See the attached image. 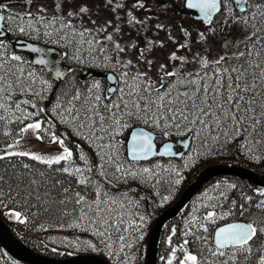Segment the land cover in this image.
<instances>
[{
    "label": "snow or ice",
    "instance_id": "6c2138e0",
    "mask_svg": "<svg viewBox=\"0 0 264 264\" xmlns=\"http://www.w3.org/2000/svg\"><path fill=\"white\" fill-rule=\"evenodd\" d=\"M73 2L54 0L52 15H48V9L42 5L34 12L33 0H23V13L13 12L7 3L0 2V37L5 34L6 24L14 25L12 30L20 34L71 49L72 59L102 58L114 69H123L119 81L113 77L114 83H120L122 87L109 88L106 95L98 91L99 84H93L91 89L83 92H61L52 106L45 109L39 106V100L51 91L52 84L35 71L26 69L21 56L8 54L7 45L0 39V129L9 136L12 132L6 130L7 126H16L12 130L15 135L9 142L0 141L3 144L0 147V205L6 206L5 201L12 200L37 212L59 211L61 216L72 218L69 227L91 231L115 259L125 249L133 247L130 229L139 231L145 217L139 216L140 223L132 219L135 214L129 205L134 202L128 199L127 193L113 194L105 189L104 184L111 183L112 179L126 181L128 177L158 183L155 169H161L159 163L155 168H137L136 165L155 156L184 155L172 152L171 145H165L163 151H156L154 133L137 128L127 138L128 156L122 159V141L118 137L132 127L130 121H142L166 136L183 135L189 140H199L206 148L212 143H220L222 138L225 143L243 138L246 147L264 143V0H186L187 8L198 10L203 22L210 26L209 31L215 32L211 27L214 17L217 23L238 26L243 38L235 44L225 40L223 47L239 48L242 44L243 50L211 60L197 52L191 61L187 56L172 52L168 61L179 63L172 71L163 72L159 87L149 75L153 61L146 55L154 42L149 40L144 48H140L131 39L123 41L124 30L117 21L120 20L118 10L125 8V4L104 0L103 6L116 16L99 22L91 19L88 5L73 8ZM132 7L143 8L144 4L136 0ZM126 16V23L130 25L144 23L136 19L131 10ZM77 19L79 26L74 22ZM89 22L92 27L85 26ZM182 31L186 36L190 35L186 29ZM207 39L204 32L199 33L198 42ZM159 46L163 47V43ZM179 47L188 48V45ZM129 48L137 52L135 63L132 59L121 58ZM29 51L40 53L42 49L29 46ZM52 63L43 58L32 61V64L45 68ZM142 63L146 65L144 71L140 70ZM189 63L196 67L181 71L182 66ZM167 67L161 63L157 71ZM53 71L55 79L63 78L64 73L59 68ZM42 113L45 116L50 113L56 121L86 141L96 152L98 162L93 163L80 144H76L74 156L66 144L68 134L55 131L56 123L51 117L37 119ZM29 136L35 141L46 142L49 151L44 154L31 151L25 142ZM183 147L189 149L190 145L184 143ZM4 161L9 162L10 171L4 169ZM163 170L175 173L174 183L179 185L178 169ZM57 173L71 179H53ZM258 195L264 197V191ZM221 197L227 198L223 192L216 197L207 196L209 202L202 206L210 210L186 221L185 239L178 246H172L171 236L168 238L170 254L165 258V264H264V220L257 222L245 217L246 222L220 224L237 213L243 217L247 211L244 204L236 211L232 206L217 211L221 205L213 201H219ZM246 200L251 201L252 197ZM254 206L264 213V199ZM9 215L21 224L27 222L21 211L10 210ZM175 235L176 229H172V236ZM88 246L95 247L90 243ZM129 260L125 254L121 264H129Z\"/></svg>",
    "mask_w": 264,
    "mask_h": 264
},
{
    "label": "trees",
    "instance_id": "16d2710c",
    "mask_svg": "<svg viewBox=\"0 0 264 264\" xmlns=\"http://www.w3.org/2000/svg\"><path fill=\"white\" fill-rule=\"evenodd\" d=\"M174 4L182 9L184 0H174ZM168 5L174 9L172 10L173 12L177 14L179 13L172 4L168 3ZM13 12L23 13L14 10ZM216 19L217 18L215 17L212 25L213 27H229L228 25L217 23ZM74 22L78 26L80 25V21L78 19ZM196 23H199V21H196ZM86 26L90 27L87 24ZM13 27L14 25L10 27L6 24L5 28L8 35L6 37H1L0 39H2L7 45L8 54L21 56L22 60L25 62L24 67L26 69L35 71L38 76L42 79L48 80L52 84L51 91L46 94V97L43 100H39V106L44 107L45 109L52 106L55 97L61 92L67 91L71 93L75 90L83 92L91 89L93 84L100 85L98 91L101 95L108 94L109 85L105 80V73L109 71L116 76V81H119L120 79V71H122V69H114L111 63L103 61L102 58L93 59L92 57H86L83 60L72 59L73 51L64 47L62 44L49 42L46 39L38 40L35 36L20 34L18 31H13ZM231 27L235 29L237 34L235 43H238L239 40L243 38V33L238 26L232 25ZM224 31L227 30L224 29ZM19 38L53 47L60 51L63 55L64 64L68 67V73L65 78L60 82L55 81L50 74L45 72L42 68L32 65L28 55L15 52L13 50L12 43L14 40ZM239 50H243L242 44L239 45V48L234 47L228 53L221 55L231 54L232 52ZM114 61L115 57L113 62ZM119 87H122V84L116 83L115 88ZM29 111H33V109L29 108ZM49 117H51L50 113L47 116L42 113L40 117H37V119L44 118L46 120ZM51 118L54 123H56L55 131L68 134L66 144L73 150L74 156L76 155L75 146L76 144H80L81 147L89 154L90 160L93 163L98 162L99 158L97 157L96 152L86 141L81 140L75 135L72 129L66 128L63 124L59 123V121H56L54 117ZM27 122L28 121H26V123ZM130 123L132 127H130L123 136L118 137V139L122 141L120 149L122 159L127 158L126 140L128 138V134L134 127L137 126L144 127L154 132L157 137L155 139L157 146L166 141H177L186 138L183 135L166 136L159 129L148 127L142 121L132 120ZM15 127V125H8L6 130L12 132V135H15L12 131ZM4 131V129H0V141L7 143L12 139V135L5 136L3 134ZM44 144L47 143L45 142ZM189 145L190 148L180 159L154 157L148 161L139 162V164L136 165L137 168L140 166L155 168V164L159 163L161 165V169H155L159 177L158 183L156 180L144 182L142 179L128 177L126 181L123 179H112L111 183L104 184L105 189L109 190L113 194L121 195L127 193L128 199L134 202L129 205L131 212L135 214L132 216V219H134L137 223H140L139 216L145 217L143 227L140 228L139 231L130 229L131 238L134 241L133 247L131 249H125V252L120 253L115 259L110 255V250L106 248L103 243H101L98 237L94 236L91 231H84L80 228L69 227L68 224L73 223L72 218L61 216L59 211L54 210L52 212H37L35 209H27L19 202L6 200V206L0 205V217L9 225L11 231L18 239L31 249L47 257L61 259L77 254H95L103 258L109 264H121L126 254L130 258L129 264H143L146 253L147 238L159 213L171 206L178 199L183 189L193 181L195 176L203 168L217 163H232L253 169L260 174H264V143H256L253 146L246 147L243 138H235L227 143H225L222 138L220 143H212L210 144V147L207 148L202 147L199 140H190ZM2 146L3 144H0V147ZM175 150L176 152L182 151L179 146H175ZM189 156H191V159H189ZM26 162L34 163L31 161ZM2 163L4 169L10 171L9 162L4 161ZM80 163L82 164V162ZM186 164L187 167H185ZM173 167L180 171L181 182L179 185L174 183V180L176 179L175 173L163 170ZM108 171L111 172L113 170L108 169ZM57 177H62L64 180L71 179L70 177L62 176L60 173L53 176V179H56ZM217 185L220 187L217 188ZM228 185H235L236 187L229 188ZM260 191L264 190L256 188L242 179L232 177H219L207 183L194 198L191 204L187 206L186 209L179 215V217L172 222L167 223L163 228L158 245L159 254L156 264H165V258L170 254L168 238L171 236L172 246H178L183 239H185L183 232L185 230L186 221H188V219L193 215L202 216L206 213V211L210 210L202 206L203 204L209 202L207 196L216 197L219 196L220 192L225 194L227 197L226 199L221 197L219 201H213L218 203V205H221L217 208V211H224L230 206L233 207V211H236L241 204H244L247 208L243 217L239 216L237 213L236 216H229L227 221H220V224L233 221L246 222L245 217H248L249 220L259 222L264 220V213L255 208L254 205L260 199H264V197H260L258 195ZM205 194H207V196ZM165 197H168V199L165 200ZM247 197H252V200H246ZM53 208H55V206H53ZM69 208H71V205H69ZM194 209L199 210L194 211ZM10 210L21 211L26 217L27 222L21 224L11 218L9 215ZM172 229H176L175 236H172ZM141 235L143 236V239H138ZM88 243L94 245L95 247H89ZM115 247L116 246L114 245V249ZM254 259L255 258H253V260ZM0 264L23 263L14 259L2 247H0Z\"/></svg>",
    "mask_w": 264,
    "mask_h": 264
},
{
    "label": "rangeland",
    "instance_id": "374dc122",
    "mask_svg": "<svg viewBox=\"0 0 264 264\" xmlns=\"http://www.w3.org/2000/svg\"><path fill=\"white\" fill-rule=\"evenodd\" d=\"M0 2L7 3L9 8L14 11H24L23 0H0ZM56 2H59V0H56ZM117 2L126 5L125 8L118 10L120 20L117 21L124 30L123 41L127 42L131 39L140 48H144L149 40L154 42L152 50L147 52L146 55L153 61L152 70L149 75L156 81L157 87H159V77L163 75V72L172 71L174 65L179 63L178 61H168V56L172 52H176L177 56H187L190 61L195 53L200 52L211 60L212 58H218L221 54L228 53L234 48L231 45L228 48L223 47L225 40L233 44L235 43L237 34L232 27L218 28L211 26L215 28V32L209 31V25L200 22L196 23L189 16L173 12L172 10L174 9L168 3H164L161 0H140L144 4L143 8L132 7L136 0H117ZM53 3L54 0H33L32 10L35 12L37 6L42 5L48 9L47 14L52 15ZM80 4H86L91 9V19L98 20L99 22L105 19H115L116 13L107 10L103 6L104 0H74L71 6L75 8ZM129 10L132 11V15L136 19L144 21V23L136 24L135 26L126 23L128 19L126 13ZM85 20H88V17H85ZM87 25L92 27L90 22ZM158 25L161 27H157ZM182 29H186L190 35L186 36ZM224 29L227 31H224ZM200 32H204L207 35L208 39L206 41L198 42ZM161 43H163V47L159 46ZM181 44H187L188 48H180ZM136 55V50L129 48L126 53L121 54V58L123 60L132 59L135 63ZM161 63L167 64L168 67L158 72L157 70ZM195 67V64L189 63L183 65L181 71L187 72L193 70ZM140 70H146V65L142 63ZM25 142L33 152L44 154L49 151L47 144L35 141L34 137H26ZM52 147L55 146L53 145Z\"/></svg>",
    "mask_w": 264,
    "mask_h": 264
},
{
    "label": "water",
    "instance_id": "95a60500",
    "mask_svg": "<svg viewBox=\"0 0 264 264\" xmlns=\"http://www.w3.org/2000/svg\"><path fill=\"white\" fill-rule=\"evenodd\" d=\"M161 1L175 5L174 0H161ZM175 8L179 13L188 15L193 20L203 22L201 14L198 12V10L187 8L186 0H184L182 9L178 8L177 6H175ZM213 19H215V17ZM7 35L8 33L6 30L5 34L2 37H6ZM29 46L41 48L42 52L32 53L29 51ZM12 47L15 52L28 55L30 57L31 64L33 60L41 59V58L54 62L50 64L47 68H45V66L43 65H36V64H32V65L42 68L45 72L50 74V76L57 82L62 81L68 73V67L64 64L62 53L53 47L45 46L39 43L27 41L20 38L13 41ZM54 68H59V70H61L64 73L62 79L57 80L54 78V71H53ZM113 77H115L116 79V76L111 72H107L105 74V80L108 83L109 88L116 87L115 86L116 83H114ZM137 128H141L144 129L145 131L152 132L141 126L134 127L132 130ZM131 131L129 132L128 137ZM154 135L156 136L155 133ZM184 143L190 144V140L188 138H185L183 140H177V141H166L159 146H157L155 140L153 141L154 148L156 151H163L165 145H171V150L174 153H185L188 149H185L183 147ZM175 146L181 147L182 151L176 152ZM126 155L128 156L127 140H126ZM155 157L175 158V159L181 158L180 155L163 156V157L155 156ZM144 161H148V160H142L140 162H144ZM219 177H232V178L242 179L250 183L251 185L255 186L256 188L264 190V174H260L253 169L232 163L230 164L217 163L206 166L201 171H199V173L195 176L193 181L183 189L178 199L171 206H169L168 208H166L165 210L159 213L158 217L156 218L155 222L151 227V230L147 238L146 253L143 264L157 263L158 254H159L158 245H159L161 233L165 225L178 218L179 215L186 209L187 206L191 204L194 198L199 194V192L203 189V187L207 183ZM233 222H242V221H233ZM0 247H2L14 259L22 262L23 264H109L103 258L95 254H77L74 256H69L61 259L44 256L36 252L35 250L31 249L20 239H18L11 231L9 225L1 217H0Z\"/></svg>",
    "mask_w": 264,
    "mask_h": 264
},
{
    "label": "flooded vegetation",
    "instance_id": "af4514ba",
    "mask_svg": "<svg viewBox=\"0 0 264 264\" xmlns=\"http://www.w3.org/2000/svg\"><path fill=\"white\" fill-rule=\"evenodd\" d=\"M171 4V3H170ZM175 7V5H173Z\"/></svg>",
    "mask_w": 264,
    "mask_h": 264
}]
</instances>
